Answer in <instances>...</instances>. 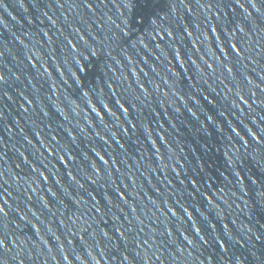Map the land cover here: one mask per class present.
<instances>
[{"label": "water", "instance_id": "95a60500", "mask_svg": "<svg viewBox=\"0 0 264 264\" xmlns=\"http://www.w3.org/2000/svg\"><path fill=\"white\" fill-rule=\"evenodd\" d=\"M0 264H264V0H0Z\"/></svg>", "mask_w": 264, "mask_h": 264}]
</instances>
